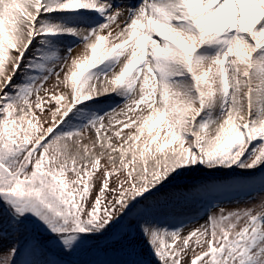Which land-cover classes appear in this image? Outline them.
<instances>
[{
	"label": "snow or ice",
	"instance_id": "1",
	"mask_svg": "<svg viewBox=\"0 0 264 264\" xmlns=\"http://www.w3.org/2000/svg\"><path fill=\"white\" fill-rule=\"evenodd\" d=\"M262 193L264 0H0V264L137 230L156 264H264Z\"/></svg>",
	"mask_w": 264,
	"mask_h": 264
},
{
	"label": "rangeland",
	"instance_id": "2",
	"mask_svg": "<svg viewBox=\"0 0 264 264\" xmlns=\"http://www.w3.org/2000/svg\"><path fill=\"white\" fill-rule=\"evenodd\" d=\"M124 131L127 132L128 130L125 129ZM196 179H198V176L195 175L189 176L187 178H179L174 182L171 188L181 190V192L176 193L178 197L181 196V193H183V195L190 196L192 201L206 199V197H204L202 194L196 192H184V190L187 189ZM262 198H264V193L256 197L257 200H260ZM221 206L232 209L235 207H244L245 205L222 204ZM191 210V203L185 205L183 202L179 204L173 202L170 203L168 207L165 208L162 212L158 213V215L168 218H171L173 216L179 217L187 214ZM212 211H218V209L213 208ZM202 223H204L203 219H199L193 223H189L183 229L182 235H187L189 231H191L193 228L198 227ZM36 235L37 234L32 230H25V232L19 237V239L22 244H30V242ZM38 238L41 244L45 247V253L44 256L40 257L41 259L57 260L60 261L61 264H130L121 255L119 256L117 254H114V247H112V243H107L102 239L95 242L91 247H85L84 249L72 254L71 256H66L63 253L59 252L57 248L49 244V238L46 234H40ZM13 239H15V237H13ZM113 244H118L119 246H127L128 248H130L129 250H132L134 252V255L137 259H144L146 261H151V264H156V261L151 256L150 250L144 238L140 235L138 230L136 231L134 239L114 242ZM8 245L9 241L0 240V246H2L5 251L7 250ZM190 255L191 253L189 254V257L185 258L184 264H188ZM25 258L29 257H27V255L18 257V259L21 260Z\"/></svg>",
	"mask_w": 264,
	"mask_h": 264
},
{
	"label": "trees",
	"instance_id": "3",
	"mask_svg": "<svg viewBox=\"0 0 264 264\" xmlns=\"http://www.w3.org/2000/svg\"><path fill=\"white\" fill-rule=\"evenodd\" d=\"M112 247H114V254H117V255H121L122 257L125 258V260L127 262H131L133 260H136V256L134 255V252L132 250H129L130 248H128L127 246H119L118 244H113L112 243ZM133 253H132V252Z\"/></svg>",
	"mask_w": 264,
	"mask_h": 264
}]
</instances>
